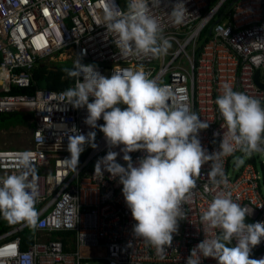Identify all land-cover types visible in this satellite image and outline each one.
I'll return each mask as SVG.
<instances>
[{"label":"built area","instance_id":"1","mask_svg":"<svg viewBox=\"0 0 264 264\" xmlns=\"http://www.w3.org/2000/svg\"><path fill=\"white\" fill-rule=\"evenodd\" d=\"M230 1L183 0L187 12L177 26L169 14L178 0H161L152 14L171 47L166 55L154 58L120 53L115 34L103 26L105 8L113 0H0V115L26 113L35 125L27 148L9 147L0 141V177L20 174L19 158L29 154L35 172L29 179L38 185L35 207L43 225L35 228L28 242L22 236L28 227L23 222L0 233V264H83L95 260L106 264H187L191 250L206 234L212 239L220 233V229L206 233L201 216L222 192L231 193L235 202L248 209L247 223L264 222V173L247 163L237 170L232 165L241 154L237 150L221 158L226 184L209 177L211 162L202 167L197 186L183 205L186 219L179 221L172 246L157 254L154 247L134 236L136 221L125 203L119 178L113 179L107 171L104 176L95 175L97 160L110 149L99 128L85 124L86 107L74 108L67 103L65 90L40 88L35 80L39 63L46 61H71L74 65L80 60L96 65L109 77L114 69L134 73L142 68L150 79L171 89L170 105L183 106L209 123L198 138L211 154L219 150L224 133L215 103L224 83L264 105V90L255 81L259 72L264 83V0L232 4L233 0L223 11ZM115 4L126 11L128 0H115ZM32 86L36 87L34 94L11 93ZM104 123L102 118L98 121ZM73 128L83 135L98 133V147H85L77 172L63 163L70 158L67 145L68 136L75 134ZM121 147L111 150L119 153L117 162L127 167ZM130 155L136 164L146 153ZM60 234L69 236L65 239ZM85 249L103 251L106 256L87 257ZM250 258L264 259V240ZM202 264L218 262L202 257Z\"/></svg>","mask_w":264,"mask_h":264},{"label":"clouds","instance_id":"2","mask_svg":"<svg viewBox=\"0 0 264 264\" xmlns=\"http://www.w3.org/2000/svg\"><path fill=\"white\" fill-rule=\"evenodd\" d=\"M161 0H128L127 10L113 3L105 8L103 26L115 34V45L124 56L136 55L159 58L166 55L171 43L162 35L153 8ZM187 9L183 0L172 6L169 14L174 25L184 22ZM65 74L75 84L64 91L67 103L87 109L85 124L104 134L109 151L95 164V175L107 171L119 178L122 194L130 209L133 234L163 254L172 246L178 234L179 221L186 219L183 205L197 186L202 167L211 162L209 177L215 183L226 184L221 158L237 150L244 156L264 154V105L257 98L234 91L229 83L222 85V94L215 103L223 118V138L219 150L211 154L198 138L209 127L195 113L183 106H172L173 92L159 85L141 68L134 73L114 69L105 76L94 64L77 60ZM82 78V79H81ZM90 98H93L90 102ZM103 119L102 125L98 121ZM68 136L70 158L64 165L77 172L86 146L96 149L95 131L87 135L73 128ZM216 135H220L216 133ZM127 167L117 162L120 147ZM146 153L134 164L130 153ZM237 166L244 163L237 158ZM20 174L0 177V214L13 223L41 227L36 202L38 185L29 177L35 175L28 153L19 158ZM219 177V179H217ZM248 209L235 202L231 193L216 195L202 213L201 222L208 229H220L219 235L206 238L193 247L187 264H202L203 258H213L218 264H264V259L250 258L252 250L264 240V222L247 223ZM235 242V243H233Z\"/></svg>","mask_w":264,"mask_h":264},{"label":"trees","instance_id":"3","mask_svg":"<svg viewBox=\"0 0 264 264\" xmlns=\"http://www.w3.org/2000/svg\"><path fill=\"white\" fill-rule=\"evenodd\" d=\"M233 0H231L229 3L225 4L223 7V11L228 10L230 8V5ZM74 65L71 61H65V62H51L50 64H46L44 62H40L38 65V68L35 72V80L38 83V87L44 88V89H51V90H66L70 88V86L75 82V79L67 77V75L64 72L65 68H72ZM36 91V87L32 86L30 88L25 89H13L12 94H34ZM18 116L20 118V125L19 127L22 128H34V123L32 122V118L26 114V113H15V114H1L0 115V126L3 125L2 121L13 117ZM4 126V125H3ZM14 126H11L13 128ZM16 127L13 129L15 130ZM10 127H8L9 131ZM12 130V131H13ZM247 164H252L255 167H257V160L256 157H252L247 161ZM234 167H237L236 164ZM242 169V168H240ZM37 210V208H36ZM20 223H13L9 220L5 219L2 214H0V233L6 232L15 225H19ZM35 234V228H32L30 226L27 227V229L22 233L23 238H25V241H29L30 238H32ZM60 236H63L65 239L69 236V234H60ZM69 241H66V244L68 245ZM65 244V245H66ZM27 243L24 244L23 248H26ZM70 248H67V251H69Z\"/></svg>","mask_w":264,"mask_h":264},{"label":"rangeland","instance_id":"4","mask_svg":"<svg viewBox=\"0 0 264 264\" xmlns=\"http://www.w3.org/2000/svg\"><path fill=\"white\" fill-rule=\"evenodd\" d=\"M45 63L50 64L51 62L46 61ZM20 123H21L20 118L18 116H13L2 121V124L4 126L3 125L0 126V141H2L3 144H6L9 147L19 146L22 148H27L29 145H31L32 129L19 127L21 126ZM11 126L14 127L11 128ZM15 126L18 128L13 130ZM8 127H10L9 131H7ZM96 139H98V133L96 135ZM253 155L256 157L257 160V169L260 172L264 173V156L256 153H254ZM237 158H243L244 163L242 165L237 166V164L235 163ZM248 158L249 157L244 156L241 153L232 160V165L236 164L237 170H239L240 168L246 165ZM84 255L87 257H95V258H103L106 256L103 251H101L100 253L95 250H85ZM83 264H106V263L100 260H95V261H87V263L84 262Z\"/></svg>","mask_w":264,"mask_h":264},{"label":"water","instance_id":"5","mask_svg":"<svg viewBox=\"0 0 264 264\" xmlns=\"http://www.w3.org/2000/svg\"><path fill=\"white\" fill-rule=\"evenodd\" d=\"M238 1H239V0H234L232 4H235V3H237ZM255 81H256V84H257L260 88H262V89L264 90V83H262V82L260 81V73H259V72H257V74H256Z\"/></svg>","mask_w":264,"mask_h":264},{"label":"crops","instance_id":"6","mask_svg":"<svg viewBox=\"0 0 264 264\" xmlns=\"http://www.w3.org/2000/svg\"><path fill=\"white\" fill-rule=\"evenodd\" d=\"M19 147V146H18ZM19 148H22V147H19ZM73 246L71 245V248H72ZM85 250H91V249H85ZM85 250H83V254L85 253Z\"/></svg>","mask_w":264,"mask_h":264}]
</instances>
